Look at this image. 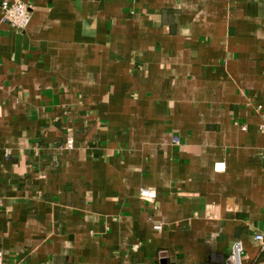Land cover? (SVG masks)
Listing matches in <instances>:
<instances>
[{"label":"crops","instance_id":"0c3cea01","mask_svg":"<svg viewBox=\"0 0 264 264\" xmlns=\"http://www.w3.org/2000/svg\"><path fill=\"white\" fill-rule=\"evenodd\" d=\"M22 1L25 30L0 11L2 264H226L236 240L264 264V0Z\"/></svg>","mask_w":264,"mask_h":264},{"label":"built area","instance_id":"2783aa9c","mask_svg":"<svg viewBox=\"0 0 264 264\" xmlns=\"http://www.w3.org/2000/svg\"><path fill=\"white\" fill-rule=\"evenodd\" d=\"M0 11H1V23L16 29V30H25L29 25L32 14V7L22 0H3L0 2ZM173 145H180V138L173 136L171 139ZM65 149L73 148V141L71 137L67 136L64 142ZM213 170L215 172L224 170V163L214 164ZM139 198L146 202H152L156 199V194L153 191L142 189L138 194ZM220 216V208L218 205H214L211 210V217L213 219H218ZM160 227H155L156 230H159ZM263 230L254 236V241L259 243L264 249V221H263ZM136 247H133L135 250ZM244 255V247L241 240H236L231 245L228 259L226 264H242V257ZM0 264H2V253L0 252Z\"/></svg>","mask_w":264,"mask_h":264}]
</instances>
